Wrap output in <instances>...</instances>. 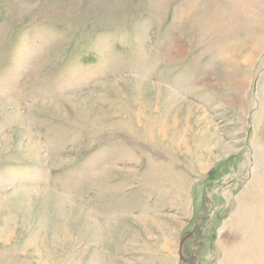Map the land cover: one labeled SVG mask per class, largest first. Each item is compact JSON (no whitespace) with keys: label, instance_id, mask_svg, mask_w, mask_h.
Masks as SVG:
<instances>
[{"label":"rangeland","instance_id":"obj_1","mask_svg":"<svg viewBox=\"0 0 264 264\" xmlns=\"http://www.w3.org/2000/svg\"><path fill=\"white\" fill-rule=\"evenodd\" d=\"M0 264H264V0H0Z\"/></svg>","mask_w":264,"mask_h":264},{"label":"bare ground","instance_id":"obj_2","mask_svg":"<svg viewBox=\"0 0 264 264\" xmlns=\"http://www.w3.org/2000/svg\"><path fill=\"white\" fill-rule=\"evenodd\" d=\"M181 139H182V138H181ZM181 139H180L179 145L182 146V144H183L185 141H184V139H183V140H181Z\"/></svg>","mask_w":264,"mask_h":264}]
</instances>
